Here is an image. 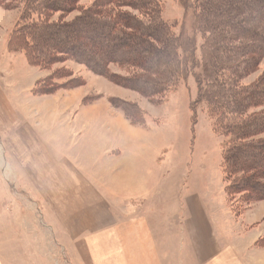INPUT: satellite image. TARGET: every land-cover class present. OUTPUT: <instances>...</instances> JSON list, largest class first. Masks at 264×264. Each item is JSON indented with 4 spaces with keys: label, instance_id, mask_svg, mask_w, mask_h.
Masks as SVG:
<instances>
[{
    "label": "trees",
    "instance_id": "16d2710c",
    "mask_svg": "<svg viewBox=\"0 0 264 264\" xmlns=\"http://www.w3.org/2000/svg\"><path fill=\"white\" fill-rule=\"evenodd\" d=\"M80 1L0 0L2 8L18 11L7 48L23 52L29 66L42 70L73 59L153 105L193 76L189 109L195 118L203 111L213 133L225 140L220 170L231 214L241 217L245 208L263 201L264 69L254 81L246 79L264 60V0H177L194 21L185 39L162 20L163 0H93L64 24ZM89 37L107 49H93ZM110 66L128 77L111 73ZM66 83L63 89L72 82ZM52 87L36 92L49 95ZM255 246L264 248V238Z\"/></svg>",
    "mask_w": 264,
    "mask_h": 264
},
{
    "label": "rangeland",
    "instance_id": "374dc122",
    "mask_svg": "<svg viewBox=\"0 0 264 264\" xmlns=\"http://www.w3.org/2000/svg\"><path fill=\"white\" fill-rule=\"evenodd\" d=\"M92 2L81 0L80 9L68 13L62 22L70 23ZM162 3V20L173 26L174 35H182L185 39L192 34L194 21L190 11L177 0H163ZM56 18L57 15L52 21H57ZM17 19V10L5 9L0 5V177L4 180V189L7 192L10 187L17 189V185L12 183L16 172L13 166L20 176V185L16 190L19 205H15L18 209L8 205L11 197L7 199L6 196L0 204V264H92L94 261L91 258L94 242L90 250L86 240L72 242L67 237L69 233L66 234L64 228L56 225L57 212L52 210L51 204L40 195L35 196L34 200L25 193L30 174L16 160L13 165L9 156L12 151L10 137L17 129V134L27 133V124L31 122L38 125L37 132L48 129L45 123L76 126L77 121H73L78 117L75 110L82 107L86 114L79 115L80 120L89 117L98 121L84 126V131L77 138L64 136L60 140L61 143L66 141L62 148H58L62 158H65L64 149L67 145L66 154L72 158L70 162L79 163V151L89 146L86 134L93 129L94 144L99 143L100 147L102 144L112 146L115 143L122 146L123 133L116 126L126 127L128 133H124L125 138L140 140L120 149H124V157L131 162L137 177L147 180L158 177L162 181V189L170 177L176 178V183L181 181V192L187 196L201 194L211 209L223 207L225 195L220 162L225 140L213 133L212 123L203 111H198L197 118L191 113L189 103L194 94L193 76L168 93L166 101L153 105L140 94L95 74L87 65L70 58L60 59L48 70L31 67L23 52L7 48L8 35ZM86 40L92 43L95 50L103 52L107 49L93 44L94 39L90 37ZM78 43L79 46H85L81 41ZM92 53L94 55V51ZM263 69L264 60L258 73L246 79V83L254 81ZM54 71L58 74L49 78ZM109 71L116 76L128 77L115 66H110ZM66 82L72 83L63 89L62 85ZM49 85L54 86L51 94L39 95L36 92ZM134 107L135 112L132 110ZM194 119L197 121L195 125ZM112 138L114 140L111 142ZM44 140L47 141L46 138ZM167 157L173 160L174 169L169 168L171 162ZM157 159L159 161L156 163ZM161 164L162 167H159ZM66 196L72 197L69 193ZM45 198L48 200V196ZM8 207H12L11 210ZM248 210L249 219L258 222L254 225L244 223L243 231L252 230L264 235V200L245 208L242 219L246 218L244 213ZM225 213L222 211L220 216L223 217ZM48 218H51V223H48ZM164 222L167 223L166 220ZM64 234L67 236L64 237Z\"/></svg>",
    "mask_w": 264,
    "mask_h": 264
},
{
    "label": "crops",
    "instance_id": "0c3cea01",
    "mask_svg": "<svg viewBox=\"0 0 264 264\" xmlns=\"http://www.w3.org/2000/svg\"><path fill=\"white\" fill-rule=\"evenodd\" d=\"M75 112L76 126L45 123L48 129L37 132L38 125L31 122L27 133L17 134V129L10 137L9 156L13 165L16 160L30 174L25 193L34 200L42 196L57 212L56 225L69 233L64 237L72 242L86 240L90 250L94 242L92 264H264V248L255 246L264 235L243 231L244 223L258 222L249 219V210L245 219L242 215L235 218L225 201L224 208L213 210L201 194L181 192V181L176 183V178L170 177L162 189L158 177H137L124 149H120L140 140L125 138L126 127L116 126L123 133L122 146L94 144L93 129L86 134L89 146L79 151V163L70 162L67 145L62 158L58 148L66 141L60 140L64 136L77 138L84 126L98 121L89 117L80 120L79 115L86 114L83 107ZM167 160L174 169L173 160ZM12 169H16L12 183L18 189L20 176L15 166ZM3 181L1 176L0 204L7 196L11 197L8 205L16 207L17 189L10 187L7 192ZM68 193L72 197L66 196ZM222 211L226 212L223 217ZM47 221L51 223V218Z\"/></svg>",
    "mask_w": 264,
    "mask_h": 264
}]
</instances>
